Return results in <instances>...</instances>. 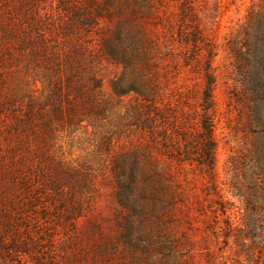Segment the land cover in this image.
<instances>
[{
    "label": "rangeland",
    "instance_id": "rangeland-1",
    "mask_svg": "<svg viewBox=\"0 0 264 264\" xmlns=\"http://www.w3.org/2000/svg\"><path fill=\"white\" fill-rule=\"evenodd\" d=\"M21 2L0 0V98L20 110L35 36ZM184 2L37 0L48 38H80L101 59L95 121L60 131L53 149L95 188L68 220V201L41 180L22 212L21 162H0V264H264V0ZM205 72L211 168L165 155L137 123L154 104L172 111L170 130L195 137Z\"/></svg>",
    "mask_w": 264,
    "mask_h": 264
},
{
    "label": "trees",
    "instance_id": "trees-1",
    "mask_svg": "<svg viewBox=\"0 0 264 264\" xmlns=\"http://www.w3.org/2000/svg\"><path fill=\"white\" fill-rule=\"evenodd\" d=\"M26 1L21 2V15L25 14L23 7ZM192 1L185 0L184 3L191 4ZM36 2L30 0L32 9L29 14L30 29L34 30L35 36L28 39L27 46L22 49L30 59L33 87L21 92V110L18 100L0 98V162H21L22 212L36 207L32 199H37L38 196L34 195L38 182L42 180L51 186L52 200L68 201L62 207L68 213L69 220L84 214L85 196L81 195L94 189L95 185L87 172L65 163L61 157L56 158L53 149L60 131L82 125L83 121H95L102 100L101 85L95 86L93 83L97 84L96 74L101 59L97 53H93L92 45L84 44L80 38H48L42 28L46 23L42 20L44 15L36 7ZM69 7L61 9L67 10ZM80 21L84 25L88 23ZM9 23L14 24L12 20ZM14 36H18V32ZM24 39L21 37L22 43ZM212 86L213 76L205 72L199 108L193 119L197 132L192 139H188L186 133L175 134L174 130H170L166 114L172 111L159 109L154 104L146 105L144 112H140L138 125L147 132L151 141L160 142L165 155L179 161L199 162L211 168L214 162ZM32 141L33 144L30 143ZM4 150L13 152L6 157ZM81 179H86L84 187ZM75 183L80 187L76 188ZM30 186L32 188L28 189ZM63 194L65 197L62 198Z\"/></svg>",
    "mask_w": 264,
    "mask_h": 264
}]
</instances>
